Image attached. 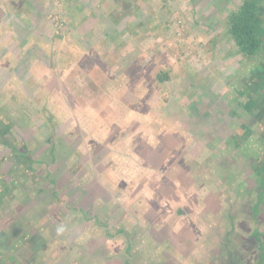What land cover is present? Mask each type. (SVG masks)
<instances>
[{"label": "rangeland", "instance_id": "1", "mask_svg": "<svg viewBox=\"0 0 264 264\" xmlns=\"http://www.w3.org/2000/svg\"><path fill=\"white\" fill-rule=\"evenodd\" d=\"M240 3L0 0V124L15 131L3 135L0 156L22 137L40 157L52 132L56 158L52 184L28 181L33 233L44 236L26 227L9 236L16 203L7 199L0 259L62 264L63 245L77 264H112L93 256L103 243L116 257L128 248L130 264H185L209 223L221 225L226 182L247 166L255 140L235 139L242 97L231 91L256 61L227 33ZM64 231L68 242L57 243Z\"/></svg>", "mask_w": 264, "mask_h": 264}, {"label": "flooded vegetation", "instance_id": "2", "mask_svg": "<svg viewBox=\"0 0 264 264\" xmlns=\"http://www.w3.org/2000/svg\"><path fill=\"white\" fill-rule=\"evenodd\" d=\"M243 1L245 0H241L239 6ZM251 1L256 4L258 14L261 17L263 32L258 36L261 43L258 51L253 55H240L246 60L255 59L256 61L249 62V67L242 72L231 93H237L235 97L238 100L242 97V100L239 101L240 112H236V114L241 118L239 124L243 130V135L237 134L235 139L238 142H249L250 137L254 136L255 140H253V147L250 148V154L245 157L247 166L235 175L236 180L230 179L226 182L231 193L227 194L224 199L221 197V217L219 218L221 219V225L218 223L217 226H213L212 222L209 223L208 227H213L210 231L213 237L207 234L206 237L202 238L203 244H198L197 249L195 248L194 251L188 253L185 264H264V257L261 256V254L264 256V250H262L264 248V0ZM11 132L15 133L14 130H11ZM11 140L9 143H11ZM6 152H8L7 148ZM17 156L21 155L17 154ZM31 156L36 159L34 154H31ZM26 157L28 162L33 165L32 168L36 170L34 164L37 163H32L33 159L29 155H26ZM8 162L12 166L11 161ZM16 163L19 162L16 160ZM40 165L42 167L38 171L39 174L45 168L44 163ZM19 200L17 198L14 201L17 203L15 209L20 205ZM34 219L35 217L31 213L28 221L31 228L34 227ZM261 220L263 221L261 222ZM44 231V229H41V235L37 232L31 234L32 236L37 234L35 237L40 236L42 238ZM56 236L57 243L68 242L65 231L59 232ZM261 246L262 248H260ZM27 247H30V243ZM110 249L109 247L107 249V246L104 247V244L101 243L97 251L93 250V253H95L93 256L95 258V255L100 251V255L107 258L112 264H115L116 260L118 264L134 263L130 259L128 248H124L125 251L123 249V252L119 253L120 255L118 254L117 257L108 254L111 252ZM66 250V247L59 245V257H62V264H72L65 257ZM33 252H36V250H33ZM103 252L104 254H102ZM106 252L107 254H105ZM1 260L2 264H8L3 259ZM13 261L16 264L18 263L17 258ZM166 261L159 260V263L169 264Z\"/></svg>", "mask_w": 264, "mask_h": 264}, {"label": "trees", "instance_id": "3", "mask_svg": "<svg viewBox=\"0 0 264 264\" xmlns=\"http://www.w3.org/2000/svg\"><path fill=\"white\" fill-rule=\"evenodd\" d=\"M225 24L227 27V33L231 37L232 41L235 42L236 50L242 56H251L256 53L260 46V36L263 32L261 27V17L258 14L256 4L251 0H245L243 3L235 10L230 11L225 18ZM156 78L159 82L164 81L168 78V75L160 71L157 73ZM8 125L0 124V141H2L3 135L12 133V124L9 122ZM54 134L52 132L46 136V141L51 142L49 149L46 153H43L40 157L33 158L31 156L30 149L33 146L30 143H24L22 137L19 138L20 142L16 139L5 142V147L8 149V152L3 153L0 156V205L7 199H16L19 200V207L14 209V215L11 218V225L9 230L12 232L9 233L11 237H17L24 234L22 230L26 227L28 228V233L34 232L37 228H30L28 221L30 220L31 213L35 217L34 222L35 226L37 224L36 220V203L35 200L30 196L33 192V189L28 187V181L33 178H37V181H34L35 186H38V182L42 179L49 181L51 184L53 180L48 176V167L56 159L54 153L55 144L52 141ZM20 154L21 156H17ZM26 155L32 157V163L42 164L44 163L45 168L41 174L38 173V176H35L33 165L28 162ZM44 157V158H43ZM16 160L19 163H16ZM11 161L12 166L9 165ZM15 166V167H14ZM73 172V171H72ZM29 190V191H28ZM19 192V193H18ZM51 194L55 200H59L54 189L51 190ZM17 203L15 204V206ZM35 214V215H34ZM26 218H25V217ZM41 227V226H38ZM41 231V228H40ZM29 243V242H28ZM27 242L25 244L28 245ZM45 242H43L44 244ZM69 247L70 245H67ZM70 249V248H68ZM32 256L40 254V250L36 252H30ZM12 257V256H10ZM65 257L72 263H76V257L70 253V250H66Z\"/></svg>", "mask_w": 264, "mask_h": 264}]
</instances>
